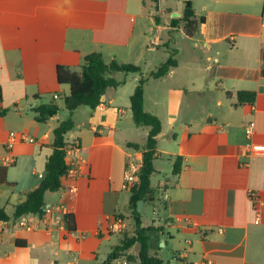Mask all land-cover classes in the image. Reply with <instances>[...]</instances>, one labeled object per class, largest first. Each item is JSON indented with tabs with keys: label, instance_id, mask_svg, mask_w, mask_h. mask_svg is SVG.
<instances>
[{
	"label": "crops",
	"instance_id": "obj_1",
	"mask_svg": "<svg viewBox=\"0 0 264 264\" xmlns=\"http://www.w3.org/2000/svg\"><path fill=\"white\" fill-rule=\"evenodd\" d=\"M185 1H178V9L165 5L168 0H0V144L12 132L3 110L11 107L17 133L33 140L12 146L14 163L7 168L19 165L27 177L0 206L11 216L24 194L39 185L53 130L68 118L73 127L65 140L84 160L75 194H46L49 214L0 222V264H101L119 244L131 219L124 172L129 162L142 161L149 132L134 125L129 109L141 78L143 109L161 124L151 176L164 207L155 225L161 229L155 255L164 246L171 248L169 259L159 257L166 264H264V222H257L250 198L264 202V151L245 155L248 145L264 147V0H192L195 19H204L193 37L185 35L183 24L173 28L167 21L182 15ZM157 45L167 58L158 59ZM92 53L106 64H133L140 73L113 74L123 83L108 88L96 110L80 107L70 114L63 105L69 89L57 83L56 68L78 71ZM169 57L176 65L168 74L148 78ZM238 91L255 92L254 104L237 106ZM52 101L59 112L45 124L36 122L32 110ZM176 157L182 165L173 176ZM165 166L168 173L161 177ZM11 185L18 183L11 184L7 173L1 186ZM142 203L159 206L155 200ZM258 211L263 220V209ZM66 214L75 221L72 233ZM118 217L126 228L111 232ZM113 238L118 243L111 246Z\"/></svg>",
	"mask_w": 264,
	"mask_h": 264
},
{
	"label": "trees",
	"instance_id": "obj_2",
	"mask_svg": "<svg viewBox=\"0 0 264 264\" xmlns=\"http://www.w3.org/2000/svg\"><path fill=\"white\" fill-rule=\"evenodd\" d=\"M192 0L184 2V9L180 17L170 19V26L176 27L183 24V32L187 37H193L197 32L199 25L203 24L204 19H195L194 10L191 4ZM176 65L175 60L169 57L157 69L148 75V78H161L168 74L170 68ZM138 74L140 68L133 64H118L111 61L106 64L100 53H92L85 56L78 71H72L69 68L57 66V83L67 86L69 95L64 98V108L72 114L80 107H86L90 111L96 110L100 104V99L108 88H118L122 81L113 78V74ZM261 76L264 78V49L261 53ZM145 78H141L132 95L129 98L132 121L137 127H148L149 132L143 147L142 161L138 170V182L129 190L128 205L131 210V219H133L134 235H123L119 244L114 246L101 264H113L120 257L124 256L134 245H138L136 256L128 255L129 262L136 260L138 264H166L161 258L151 254L153 243H157L159 249L160 228L153 226L142 227L141 214L137 212V202H154L155 192L151 187V176L154 173L153 162L155 158L156 138L160 134L161 124L158 118L152 113L145 112L143 109V94ZM228 97L231 93L226 94ZM237 106L252 105L256 99L255 92L238 91L234 93ZM1 101V96H0ZM59 106L52 101L49 104L41 105L32 111L35 114V121L45 124L59 112ZM4 111H0L3 115ZM73 123L70 118L60 122L53 130V141L51 144V153L46 158L44 164V175L39 185L24 194V200L14 206L11 216L7 215L0 206V222H9L18 219L24 215H35L39 218L43 216V209L46 207L45 196L49 193H56L61 189V179L68 169L66 165V149L68 143L65 135L72 129ZM137 148L136 145H133ZM182 159L176 157L172 166V175L177 176L181 170ZM8 168L0 165V186L7 184ZM65 226L68 232L75 231V221L72 215H64ZM16 245L19 243L16 241Z\"/></svg>",
	"mask_w": 264,
	"mask_h": 264
},
{
	"label": "built area",
	"instance_id": "obj_3",
	"mask_svg": "<svg viewBox=\"0 0 264 264\" xmlns=\"http://www.w3.org/2000/svg\"><path fill=\"white\" fill-rule=\"evenodd\" d=\"M54 99L57 98L56 95L53 96ZM253 132V124H248L245 128V133L249 137ZM24 143V142H33L32 139L28 138L24 133H17V132H10L8 134V139L5 143L0 144V165L2 166H11L14 163V158L10 155L12 146L15 143ZM264 151V147L261 146H254V145H248L246 146V153L245 155L250 157L251 155L255 153H261ZM3 155V156H2ZM66 165L68 167L66 174L62 177V181L64 184H61V190H63L65 193L68 194H75L77 192V186L75 184L79 173L80 168L84 164L83 158L80 156L78 147L76 145H70L66 149ZM141 162H135L131 161L126 166L124 176H123V188L126 191H129L130 188L138 182V170L140 168ZM43 176H39V178H42ZM68 182V184H67ZM250 198L253 202V209L257 214V222H264L261 219V215L258 211L259 208L263 209L264 212V202H261L258 200L254 194H250ZM258 208V209H257ZM51 212V208L45 207L43 209V215L49 214ZM20 225L25 227L24 222H20ZM126 228V222L121 219L117 218L115 219L114 223L109 227V230L111 232H118L121 230H124ZM126 264V263H124Z\"/></svg>",
	"mask_w": 264,
	"mask_h": 264
},
{
	"label": "rangeland",
	"instance_id": "obj_4",
	"mask_svg": "<svg viewBox=\"0 0 264 264\" xmlns=\"http://www.w3.org/2000/svg\"><path fill=\"white\" fill-rule=\"evenodd\" d=\"M169 2H165V5H173L174 7H177L178 9H182V4L181 2H178L180 0H168ZM146 5L151 4L149 1L145 2ZM151 16L153 17V19H157L158 21H160L162 18V16L159 14H157L155 11H153V13L151 14ZM181 16V15H180ZM179 16V17H180ZM167 21H170V18H167ZM156 47H158V52L157 57L158 59H162V58H167L168 54L165 52V50L163 49L162 45H157ZM160 60H157V62ZM156 61L153 63V66L151 69H154L158 64ZM57 103L59 105H61L60 101H57ZM129 104V103H128ZM6 111V113H8L7 118L5 119V124L7 127H9V129L12 132H17L16 131V123L17 120L15 119V116L13 115L12 112H14V109L11 107L8 110L3 109ZM42 152L45 153V155H49L50 150L42 148ZM42 153V155H44ZM42 159H44V156H41ZM43 173V167H39V169H37V173ZM168 173V168H166V166L164 167L163 170V176L161 177H165V174ZM27 177V174H24V172L22 170L19 169V165L13 167V168H9L8 169V181L12 184H14L16 181L18 183V185H11V186H0V200L3 202V198L4 195H7L11 192H14L15 195L19 193L20 191V187L21 184H19V182H23V178L25 179ZM33 178V177H32ZM34 180H36V178H33ZM156 180V177L153 176L152 177V183H154ZM155 203H158L159 206L154 208L155 210H153L149 205H146L145 203H142L141 206V222H142V227H150L153 226L155 227V225H159V220L161 219V217L163 216V198L161 195H159L158 189L155 190ZM9 209V208H8ZM140 211V212H141ZM154 211H159L158 213H154ZM134 227H133V219H130L128 222V226L126 228V230L123 232V235H127V236H133L134 235ZM122 235V236H123ZM122 238V237H121ZM118 243V239L117 238H113L112 242H111V246L112 244H117ZM157 243H153V250L151 251V254H157ZM108 251V250H107ZM171 248L170 247H160L159 250V254L158 256L161 257L163 260H167L170 258L171 255ZM105 252V251H104ZM138 253V245H134L128 252L124 253V256L120 257L118 260L115 261V264L118 263H122V262H126L128 264H138V262L136 260H133L131 262H129L128 259V255H132V256H136Z\"/></svg>",
	"mask_w": 264,
	"mask_h": 264
},
{
	"label": "water",
	"instance_id": "obj_5",
	"mask_svg": "<svg viewBox=\"0 0 264 264\" xmlns=\"http://www.w3.org/2000/svg\"><path fill=\"white\" fill-rule=\"evenodd\" d=\"M175 16H177L178 14H173ZM141 206H142V201H138L137 202V212L140 213L141 211ZM162 246V245H161Z\"/></svg>",
	"mask_w": 264,
	"mask_h": 264
}]
</instances>
